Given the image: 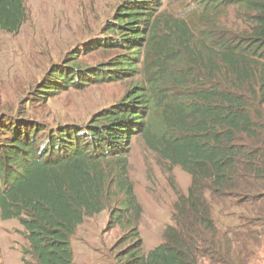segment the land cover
<instances>
[{"label": "trees", "instance_id": "16d2710c", "mask_svg": "<svg viewBox=\"0 0 264 264\" xmlns=\"http://www.w3.org/2000/svg\"><path fill=\"white\" fill-rule=\"evenodd\" d=\"M161 0H126L105 32L121 49L106 64H57L30 100L141 73L86 122H48L27 110L0 113V216L17 219L36 264H74L72 238L110 208L126 230L117 264H253L264 240V0H206L235 7L236 22L207 13L197 31L157 14ZM24 0H0V30L16 33ZM140 64H143L140 66ZM135 137L191 182L176 190L173 224L144 251L143 207L129 176ZM255 256L252 260L251 258Z\"/></svg>", "mask_w": 264, "mask_h": 264}, {"label": "rangeland", "instance_id": "374dc122", "mask_svg": "<svg viewBox=\"0 0 264 264\" xmlns=\"http://www.w3.org/2000/svg\"><path fill=\"white\" fill-rule=\"evenodd\" d=\"M126 0H24L27 19L16 33L0 30V113L27 110L35 118L52 121L86 122L97 111L117 102L127 90L144 80L139 73L120 81L89 83L71 88L48 101L30 98L40 81L57 64L78 62L82 68L106 64L121 49L104 47L111 38L105 32L117 7ZM157 14L183 18L196 31L205 24L207 13L216 23L236 22L238 12L228 6L205 10L206 0H161ZM160 12V13H159ZM219 25V24H218ZM143 64H140V66ZM129 176L143 207L139 223L144 251L163 242V232L173 224L176 190L187 192L190 175L170 165L135 137L129 154ZM1 186V179H0ZM110 208L87 218L72 238L74 264H117L116 254L127 243H116L126 231L110 227ZM28 240L17 219L0 216V264H36L25 251ZM255 256L251 259L254 260ZM253 264H264V240Z\"/></svg>", "mask_w": 264, "mask_h": 264}]
</instances>
